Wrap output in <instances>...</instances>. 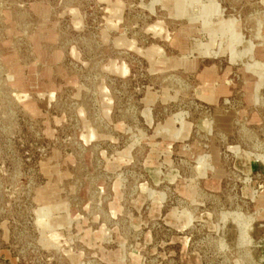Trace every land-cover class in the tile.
Returning a JSON list of instances; mask_svg holds the SVG:
<instances>
[{
    "label": "rangeland",
    "instance_id": "rangeland-1",
    "mask_svg": "<svg viewBox=\"0 0 264 264\" xmlns=\"http://www.w3.org/2000/svg\"><path fill=\"white\" fill-rule=\"evenodd\" d=\"M0 264H264V0H0Z\"/></svg>",
    "mask_w": 264,
    "mask_h": 264
}]
</instances>
